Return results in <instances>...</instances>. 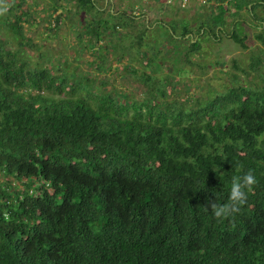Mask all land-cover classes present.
<instances>
[{
	"label": "trees",
	"instance_id": "16d2710c",
	"mask_svg": "<svg viewBox=\"0 0 264 264\" xmlns=\"http://www.w3.org/2000/svg\"><path fill=\"white\" fill-rule=\"evenodd\" d=\"M72 1L91 15L78 32L85 47L116 50L113 36H131L121 29L138 23L129 47L152 72L198 52L197 35L220 38L244 9L259 18L255 38L264 45V0H212L196 27L170 19L159 24L169 37L156 40L145 13L111 9L96 18V0ZM19 5L11 0L9 11ZM12 15L9 26L23 36L29 14ZM230 36L247 47L235 20ZM254 61L253 69L262 59ZM141 76L163 97L176 86L169 73ZM69 77L29 67L0 39V174L19 184H0V264H264V81L191 106L148 98L128 105L129 115L109 93L73 95L82 84ZM248 170L257 184L241 212L213 218L207 200L227 202L233 176Z\"/></svg>",
	"mask_w": 264,
	"mask_h": 264
},
{
	"label": "rangeland",
	"instance_id": "374dc122",
	"mask_svg": "<svg viewBox=\"0 0 264 264\" xmlns=\"http://www.w3.org/2000/svg\"><path fill=\"white\" fill-rule=\"evenodd\" d=\"M19 3V7L16 6L12 11L8 10L6 14L0 15V39L6 41L7 48L17 51L19 58L25 60L29 67H47L57 75L67 73L73 79L79 80L82 87L74 90L75 96L91 100V97L94 99L97 95L109 93L115 100L127 106L134 102H144L148 98H164L168 104L184 102L191 106L196 100L213 98L218 93H224L229 87L240 84L256 86L264 81V45L255 38V34L261 30L260 21L259 18H253L246 9L241 10L235 18L228 17L220 38L195 35L201 44L198 52L189 53L187 57L181 55V60L167 56L164 63L155 64L152 72L151 69H145L143 58L137 53L136 46L129 47L141 27L138 23H133V27L121 29L131 36H113L112 40L118 43L116 50L108 42L105 48L89 45L85 47L78 38V32L82 30L83 24L90 21L91 15L72 0H19ZM207 3L210 6L217 4L212 0ZM202 4L191 1L182 6L177 0H172L170 4L162 0H96L100 13L91 14L96 18H105L109 17L108 12L111 9L127 10L134 15L145 13L149 24L157 27L154 37L156 40L159 36L169 37V32L159 24H167L170 19L177 22L186 20L196 27L206 11L200 7ZM21 11L29 14L23 23V36L17 35L8 24L9 20L14 19L12 14ZM256 12L258 16L263 15L261 8H257ZM58 15L62 17L57 25L54 17ZM234 20L236 31L246 38L245 48L230 36ZM107 40L108 38L105 39ZM184 42L186 44L183 43L181 47L177 45L183 52L189 46V40L185 39ZM121 52H125L123 57L116 58ZM159 56L161 58L160 54ZM257 56L261 57L262 61L253 69L252 63ZM188 58L190 61H187ZM127 64L135 71L131 72L129 68H125ZM144 71L155 77L169 73L176 86L173 89L167 88V97L154 94L155 91L147 88L141 76ZM72 78L69 77L70 82ZM74 84L78 85L75 81ZM84 85L90 89V97L83 88ZM129 106L128 114L131 115L133 110ZM8 179L13 186L19 185L14 178ZM8 179L0 174V184Z\"/></svg>",
	"mask_w": 264,
	"mask_h": 264
},
{
	"label": "clouds",
	"instance_id": "9594fccd",
	"mask_svg": "<svg viewBox=\"0 0 264 264\" xmlns=\"http://www.w3.org/2000/svg\"><path fill=\"white\" fill-rule=\"evenodd\" d=\"M10 8L9 0H0V15L6 14ZM212 171L218 176L223 175L219 171V165L212 164ZM257 179L252 170L233 176L227 197V202L217 203L214 199H208L205 210H210L213 218L217 220H229L241 212L242 206L247 201L248 193L253 191Z\"/></svg>",
	"mask_w": 264,
	"mask_h": 264
},
{
	"label": "built area",
	"instance_id": "2783aa9c",
	"mask_svg": "<svg viewBox=\"0 0 264 264\" xmlns=\"http://www.w3.org/2000/svg\"><path fill=\"white\" fill-rule=\"evenodd\" d=\"M162 1H164L165 3H167V4H170L171 3V1L172 0H162ZM179 3H180V5H182V6H185V5H187V4H189V2H196V3H198V4H205L206 2H208V0H177Z\"/></svg>",
	"mask_w": 264,
	"mask_h": 264
}]
</instances>
